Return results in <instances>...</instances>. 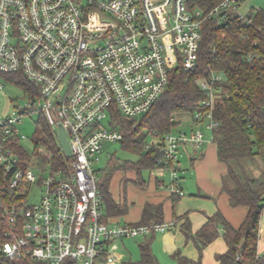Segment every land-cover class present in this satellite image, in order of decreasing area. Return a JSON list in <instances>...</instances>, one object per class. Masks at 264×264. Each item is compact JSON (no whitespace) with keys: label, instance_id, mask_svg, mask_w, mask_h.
<instances>
[{"label":"built area","instance_id":"1","mask_svg":"<svg viewBox=\"0 0 264 264\" xmlns=\"http://www.w3.org/2000/svg\"><path fill=\"white\" fill-rule=\"evenodd\" d=\"M218 1L206 13L194 0H0V91L13 87L27 99L25 106L16 102L11 114L0 115L2 255L43 264L68 259L77 264H122L116 241L177 228L175 221L105 222L96 164L105 143L124 139L118 118L136 124L135 119L161 99L175 68L197 69L207 20L235 15L252 26L258 10L243 12L245 0ZM254 57L250 54L249 61ZM8 76H23L32 84L31 91L25 93L7 81ZM224 79L213 73L209 80H196L205 100L194 121H206L212 140L218 126V84ZM33 112L45 117L57 137L58 127L65 129L72 150L67 169L38 176L22 167L15 145L26 137L17 125ZM157 139L156 178L171 195L183 197L181 150L201 151L205 134L198 129ZM35 188L41 189V199L29 205Z\"/></svg>","mask_w":264,"mask_h":264},{"label":"trees","instance_id":"2","mask_svg":"<svg viewBox=\"0 0 264 264\" xmlns=\"http://www.w3.org/2000/svg\"><path fill=\"white\" fill-rule=\"evenodd\" d=\"M218 2L194 0V5L208 13ZM252 22V26H246L235 15L205 22L197 69L186 72L177 67L171 72L165 93L153 106V115L150 117L149 112L141 121L147 125L145 129L148 133L145 136L136 137L138 132L131 130V124L118 118L122 132L127 129V135L123 132L125 135L121 141L124 149L139 155L137 163H127L124 168L143 179V171H155L159 160L157 146L151 145L150 150L145 149L147 135L156 133L157 138L174 133L180 125L179 119L184 116L191 117L195 125H205L206 121H194L195 114L202 111L201 104L205 100V94L196 80H209L213 73L224 75V81L218 84L220 97L214 110V120L218 126L213 131V143L217 146L220 160L228 166L223 191L228 194L232 206L247 207L249 213L239 229L232 227L218 214L198 234V244L205 247L218 237L216 224L224 226L223 235L229 251L220 258V264H264V257L258 254L260 221L264 214V173L260 178H254L246 168V163L254 164L258 159L264 164V11L258 10ZM244 35L247 38H243ZM250 54L255 56L252 61H249ZM7 81L15 82L27 94L31 91L32 84L23 76H8ZM33 144L34 156L27 152L21 142L15 145L22 167L35 170L38 166L42 176L67 169V163L72 158L63 152L56 133L44 116L38 123ZM113 174L114 171H110L103 176V181L101 177L99 181L105 222L119 221L118 218L127 212V206L118 203L111 192ZM163 216L161 205H147L141 222L133 225L164 223ZM101 260L105 262V256ZM0 264L43 263L29 257L9 259L0 252ZM63 264L77 263L68 259ZM122 264L159 262L151 244L143 243L140 245V259Z\"/></svg>","mask_w":264,"mask_h":264},{"label":"crops","instance_id":"3","mask_svg":"<svg viewBox=\"0 0 264 264\" xmlns=\"http://www.w3.org/2000/svg\"><path fill=\"white\" fill-rule=\"evenodd\" d=\"M181 170V185L188 197L171 195L163 189L154 171L149 173L147 179H139L133 174L129 198L115 197L111 188L114 199L127 206V212L118 220L126 217L127 222L123 223L138 224L147 205H161L164 210L163 222L175 221L177 228L147 239L142 238L141 242H136L139 252L141 244L150 243L159 264H220V258L229 251L223 235L224 226L216 224L218 237L205 247L198 244V234L218 214L232 227L239 229L247 218L249 208L232 206L228 194L223 191L228 166L220 160L217 146L212 141L204 144L201 151L193 152L189 163L185 167L181 166ZM263 173L264 170H261L259 175L253 177L260 178ZM114 246L116 253L120 248H125L132 256L130 245L125 240L116 241ZM127 253H117L123 263ZM258 254L264 257V214L260 221Z\"/></svg>","mask_w":264,"mask_h":264},{"label":"rangeland","instance_id":"4","mask_svg":"<svg viewBox=\"0 0 264 264\" xmlns=\"http://www.w3.org/2000/svg\"><path fill=\"white\" fill-rule=\"evenodd\" d=\"M241 7H242L243 12H247L250 9L264 11V0H245L243 1ZM0 81L3 82V79L0 78ZM0 97L2 99V106L0 107V115L2 116L11 114L15 110L16 102H18L19 106L21 107L27 104V99L24 96V94L21 91H18L17 89L13 87H7L5 91H0ZM9 97H12L13 99H17V100L14 102H10L8 99ZM153 113H154V108L150 111L149 116L151 117ZM144 116L145 114L138 116L135 119L137 123L131 124V130L133 132L134 131L138 132L136 137H141V136L143 137L148 133L147 129H145V126L147 125L141 122ZM42 118L43 116L40 112H33L30 114L24 115L22 117V120L17 125L20 135H24L26 137V140L22 141L21 145L24 146V148L27 150V152L31 156H34V153H35L33 137L35 136L38 123L41 121ZM179 120H180V125H178V127L175 128V130L173 131L174 133L186 132L190 134L192 130L200 129L205 134L206 142L204 144L206 145V143L208 144V142H211V141L213 142L212 133L211 131L206 130L205 125H195V123H193L191 117L189 116L181 117ZM107 121H105V123ZM121 121L127 122L124 119H121ZM126 130H124L123 132L127 135ZM155 135L157 134L153 133L151 135V133H149V135H147V137L145 138V144H146L145 149L147 146H150V145H154V146L159 145L158 143L159 140L155 137ZM193 152L194 151L192 149L181 150L180 161H181L182 167H185L189 163L190 155ZM145 153H147V151H145ZM138 161H139V155L124 149L121 142L105 143L103 152L101 154V160L99 163L96 164V167L98 170H100L99 175L101 177V181L104 180L103 176L108 175L110 171L111 172L114 171V174L112 175V179H111V188H112V191L114 192L115 197L123 198L125 196L126 198H129L128 195L130 194L133 188L131 180L134 177H133V172L125 169L124 166L127 163H131V162L137 163ZM115 167H117V170H115ZM132 167H135V166H132ZM246 168L248 169L249 172L252 173V176L254 175L257 176L259 175L261 170H264V164L261 161V159H258L254 164L246 163ZM35 173L38 176L41 175V170L39 169L38 166L35 169ZM143 177L145 179L149 178L150 177L149 172L143 171ZM185 179L187 178L185 177ZM185 195L188 197L187 193H185ZM41 196H42L41 189L35 188L33 190V194L29 196L28 198V204L32 205V204L38 203L41 199ZM120 222L122 223L127 222V218L122 217L120 219ZM142 240H143L142 238H135V239L133 238V239L125 240L126 244L131 246V247L129 246V251L132 252V256L129 255V253H127L125 248L123 250L122 248H120L119 251H117L118 254L119 253L121 254L123 252L128 254L126 259L123 260L124 262H129V261L135 262L140 259V252H139V249L137 248L136 242H141Z\"/></svg>","mask_w":264,"mask_h":264},{"label":"water","instance_id":"5","mask_svg":"<svg viewBox=\"0 0 264 264\" xmlns=\"http://www.w3.org/2000/svg\"><path fill=\"white\" fill-rule=\"evenodd\" d=\"M223 15H224V13H222V16ZM58 140H59V143H60V146H61L63 152L67 156L70 157L72 155L71 146H70V143L68 141L66 131L62 126L58 127Z\"/></svg>","mask_w":264,"mask_h":264}]
</instances>
